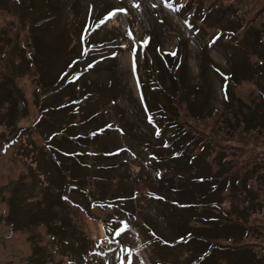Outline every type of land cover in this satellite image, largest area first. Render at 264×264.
Listing matches in <instances>:
<instances>
[{"label": "rangeland", "instance_id": "obj_1", "mask_svg": "<svg viewBox=\"0 0 264 264\" xmlns=\"http://www.w3.org/2000/svg\"><path fill=\"white\" fill-rule=\"evenodd\" d=\"M180 3L206 10L204 19L188 23L185 10L176 14V5L172 10L161 0H0V264H123L126 255L131 256V264H186L189 259L198 263L201 251L207 249L212 252L198 264H264V46L252 29L244 33L241 27L239 39L230 35L228 28L240 24L239 18L233 16L236 20L231 21L226 12L213 10L219 3L238 7L241 23L246 28L262 29L264 39V0ZM116 8L121 11L108 15ZM89 15L95 27L81 42L80 31ZM150 35L149 51L138 57L145 46H135L139 40L147 45ZM87 44L92 46L86 50V59L70 64ZM158 45L159 53L181 51L179 59L186 67L177 74L178 84L181 81L180 87L187 89L192 83L200 85L191 96L193 103L203 106L206 101L214 110V116L198 120L187 113L184 104H176L185 127L196 131L210 146L203 154L196 149L195 159L171 156L172 161L169 152L162 151L164 142L157 137L154 124L146 122L145 95H151L152 86L148 68ZM116 51L118 71L113 70L110 76L99 58ZM134 59L137 70L141 69L140 99ZM85 63L94 67L86 71L82 81L69 84L66 80L76 79V72L84 70ZM163 76L170 84L169 75ZM94 81L100 94L93 99L104 103L103 115L111 121L113 131L88 143L87 148L105 153L125 145L130 151L114 158L105 153L112 159L102 160L91 154L84 161L94 167L83 168L46 144L62 116L49 113L46 105L51 108L59 99L75 103L74 97L91 91ZM53 87L59 93L56 98L50 93ZM226 89L231 103L223 105ZM93 99L86 101L87 111ZM239 108L252 117L249 126L240 121ZM85 130L90 129H80ZM15 135L19 138L12 141ZM64 136H55L57 148L67 152L81 148L69 147L73 142ZM4 143L5 152L1 151ZM220 151L226 158H221ZM146 152L157 154L159 174L170 179L167 184L152 180L149 169L157 167L139 159ZM223 162H230L237 170L235 176L246 178L245 187L216 184L219 193L215 194L212 183L216 182L200 186L192 181L194 177L206 180L213 172L223 177ZM110 163H114L113 171H97ZM129 173L141 179L134 184L137 197L146 198L143 193L150 188L159 196H154L156 201H176L182 206L180 210L167 209L168 203L159 207L152 200L121 207L120 216L118 210L109 209L101 199L111 197L116 189L129 191ZM172 176L181 179L171 180ZM70 177L83 186L82 195L71 192ZM92 200L97 202L89 207ZM191 201L200 204L198 214L188 209ZM213 202L219 203L220 209L214 208L213 214L222 218L221 224L199 223L198 215L211 216L207 213ZM133 208L135 213H128ZM228 218L239 219L237 226L224 224ZM188 225H192V234L199 236L198 244L188 245L183 240L182 244L165 245V241L175 242ZM149 236L158 245H153ZM123 245L130 248L127 254L118 250ZM237 247L252 255L236 253L233 249ZM254 258L260 262L255 263Z\"/></svg>", "mask_w": 264, "mask_h": 264}, {"label": "trees", "instance_id": "obj_2", "mask_svg": "<svg viewBox=\"0 0 264 264\" xmlns=\"http://www.w3.org/2000/svg\"><path fill=\"white\" fill-rule=\"evenodd\" d=\"M172 2L174 3V6L176 5L177 9L174 11L177 14V10L179 9H183L185 10V19L188 22L191 19H199V17L204 19V15L206 14V10H203L201 8H196L194 7H190L189 3H186L183 5L180 3L181 0H172ZM181 7V8H180ZM175 9V8H174ZM173 10V9H172ZM213 10H220L223 12H226L228 17L231 18L232 20H236L234 17L237 16V18H239L238 22H240V24H237V26H235V28H228V32H230V35L236 36L238 39L240 38L239 36L241 35V33H238V30L242 27V29H244V33H246L247 30H253L255 32V35L257 36V40L258 42L264 46V39L261 38L262 35V29H256L255 27H245L244 23L242 24L241 22H243V20L241 19V16H238L237 14V10L238 7H234L233 5H229L227 7H224V5L222 4H215V7ZM244 15V12H243ZM234 16V17H233ZM93 17V15H92ZM95 19V18H94ZM244 19V17H243ZM96 20V19H95ZM91 21V20H90ZM190 23V21L188 22ZM219 33V32H218ZM221 34V33H220ZM122 40H120L121 42ZM151 35L150 38L147 40V45H145V47L143 48L142 51V55L145 54L146 52L149 51V45L151 44ZM100 43V42H99ZM92 45V44H91ZM139 49H141V47L137 46ZM81 51V50H80ZM112 55H108L107 54V58L102 59L104 64V67L107 68L108 70V74L111 76L113 70L118 71V67H117V54L115 53H111ZM84 55V53H83ZM180 56H183L181 51H179L178 49L175 50L174 52L171 53H156L155 51H152V59L150 60V64H149V68H148V72L151 74L150 82H152V86L151 88V95L150 96H146L145 92V102H146V115L149 117V120L151 123H153L154 125H156V129L157 131V137L161 138L163 145H164V149H162V151H166L169 152L168 156L169 158L174 161L175 159H173L171 156H175L176 158L182 157V156H186L188 158L192 157L193 159H195L197 157V154L194 153V151L196 149H200V153H206L208 148H210V146L208 145V143L206 141H204V139L201 136L197 135V132L194 131L192 128H186L183 121L180 119L179 117V113H178V106L177 105H182L184 104V107L187 111V113L192 117V118H196L198 120L203 119V118H209L211 115L214 116L213 112L214 110L212 108L209 107L210 104H207L206 101L203 103L204 105L202 106V103L199 106H196L193 102H195L192 97L195 96V93H197V90H200L201 87L200 85H197L196 83H192L190 84V88L187 89L186 87H180L179 83V77L180 75H177L178 72H180L183 67L185 66L184 64H182V59H179ZM78 59H80L78 62L81 61L82 57L79 56L77 57ZM144 62L147 64V59L144 60ZM77 63V62H76ZM165 67H164V66ZM94 67V65H91L90 68H88V71H90L92 68ZM186 67V66H185ZM138 70L140 71V66L138 68ZM80 72V75L76 76V79L70 78L67 79L66 81H68L69 84H74L77 80L82 81L83 78L82 76L85 74L82 71H78V73ZM166 73L169 75V79H170V84H167V82L164 80V76L163 74ZM77 74V73H76ZM126 74V79H127V73ZM110 78V77H108ZM95 83V81L93 82V84ZM110 84L112 83L111 81L109 82ZM109 84V85H110ZM104 85H106V82L104 83ZM179 85V93L176 92V86ZM95 84L93 85V88L91 91H85V92H81V96H77L76 98L74 97V99L76 100L75 103H70L69 101L66 102H62L60 99L58 100V104L54 105L51 103V108L46 105L48 107V112L53 114V113H58L61 114V118L58 119L53 126V132L50 133L47 138L49 139V141L46 143L49 147H51V149H53L54 151H56L57 154L60 153H64L67 157L68 160H72L74 161V163H78L79 166L83 167V168H91L94 167V165L84 161V158H88L91 154V157L94 158H99L98 160H102V158L104 159H112V158H106L107 154L105 153H112L117 151L116 153L109 155L108 157H121L123 155L128 154V152L130 151V147L129 146H119L118 148L112 150V151H108L105 152L102 151H97V150H89L88 147V143L93 142L95 140H97L98 138H101L105 135H107L108 133L112 132L113 128H112V123L111 121L108 119V117L104 114V103L102 102H95L97 100V98H94V95L99 96V90L98 89H94ZM108 87V86H107ZM114 87V86H113ZM111 87V88H113ZM109 88V87H108ZM105 89V88H104ZM107 90V89H106ZM193 90L194 93L192 92ZM50 93L55 96V98L58 96L59 93L55 92V89L53 87V89H50ZM56 94V95H55ZM156 94L157 98L155 99L154 95ZM176 94L178 96H176ZM159 95V96H158ZM192 96V97H191ZM47 98V97H46ZM91 99H93V104H90V109L89 111H87V103L86 101H90ZM112 101L115 102V100L113 99ZM229 101H231V97L228 95V89H226L225 91V96L222 97V102L221 104L226 105L227 103H229ZM116 103V102H115ZM231 103V102H230ZM229 103V104H230ZM177 104V105H176ZM228 104V105H229ZM84 107V111L82 110V108ZM86 108V109H85ZM262 108L264 109V103L262 104ZM229 110V109H227ZM143 112V110H141ZM217 111V109H216ZM230 112H232L233 114H238L235 111H233L232 109L229 110ZM47 112V113H48ZM239 113L241 115L240 117V121H244L245 124H247L249 126L250 123V119L252 118L251 116L248 117L247 115H245V113L242 112V109L239 108ZM78 117V118H77ZM75 118H77L76 120H74ZM40 121H38L39 123ZM248 122V123H247ZM239 124V122H238ZM243 124V125H245ZM87 128L89 127V131H80V129L82 127ZM116 127V126H115ZM253 128V127H252ZM60 132V133H59ZM73 133V134H71ZM58 134H64L66 138L71 139V142L73 143H69V147L72 148V146H78L81 148H76L73 149L70 152L64 151L62 149L57 148L54 145V138L56 135ZM15 138L14 140H17L19 137H16V135L13 137ZM5 144V143H4ZM85 146V148H84ZM214 149V147L212 148ZM222 154L221 158L224 159L226 158V156L223 154V151H220ZM152 156V157H151ZM157 154H152V153H145V155L143 156V158H139L141 159V161H148L150 163L151 166H156L157 169L156 170H150V174L152 176V180H155L157 182L163 181V183L165 182L166 184L169 182V180H167L166 175H162L159 174V170H161V168L159 167V165L161 164L160 161L157 160ZM125 162H127V160H125ZM130 163V162H129ZM112 164L114 163H110L108 164V167L106 168H98L97 171H99L100 173L103 174H107L111 171L114 170V167H112ZM117 166H123L121 165H117ZM223 167H225V171H222V173L224 174L223 177L219 178L218 177V172L216 173H212V175L208 176V178L206 180H203V178L201 177H194L192 178V181L199 184L201 186V184H207L210 182H216V183H212L213 185V189H212V193H219V190L216 186V184L220 185L222 184H228L230 186V184L233 186L235 183L237 185H241L245 187V183L246 178L244 176H235L237 170L234 169L231 165L230 162H223ZM168 169H170V167H168ZM93 171V168L91 170V172ZM133 173V172H132ZM175 178L181 179V177H175L172 176L171 180H174ZM195 178H201L199 180L195 179ZM128 179L131 182V188L129 189V191H121L116 189L112 194H110L111 197L105 199H101L102 202H104V204L108 207H110L109 209H113L117 211L118 215L120 216V208L121 207H126V205H133L134 204H140L143 201H155V203L157 202V205H161V206H165L166 203H168V208L171 211H176L180 210V208L182 206H178L176 204H179L178 202L175 201V203L173 202H166V201H161L158 200L156 201L154 196H157L159 198V196L154 192L151 191L149 188L148 192H144L143 196H145L146 198L141 199L142 196L137 197V193L134 192V188H135V183L138 180H141L138 176L137 179H135L134 177L131 176V174L129 173L128 175ZM70 185L69 187L72 188L71 192H73L75 195H82L81 191L83 189V186L78 182V180H72V178L70 177ZM70 188V189H71ZM88 195L91 196L90 192L88 191ZM84 197V196H82ZM96 200H92L89 202L88 206H92L96 203ZM160 207V206H159ZM200 204L195 203V202H189L188 203V209L196 212L198 214V212H200ZM215 209H220L219 203L218 202H213L209 209H208V215L209 216H202V215H198V219L197 221L203 225H210V224H221V219L218 218V215L213 214V212H215ZM130 214H134L135 213V208L130 209L129 212ZM226 217H228L226 215ZM129 219L126 220V222L129 223L128 221ZM239 219H235V218H228L224 221V224H231L229 225L230 227H236L237 226V222ZM242 220V219H241ZM242 227L241 229H243L244 226V221H242ZM131 224V223H129ZM223 224V225H224ZM132 227V225H131ZM192 227V225H188L185 226L183 228L184 233L178 235L177 240L172 243H170L169 241H165V245L168 247H171L174 243L176 242H180V244H182L181 242L183 240H185V243L188 245H192L193 243H195L196 241H198L200 238L199 236H196L195 234L193 235L192 230H189ZM200 227V226H199ZM241 236V235H240ZM150 237V241L153 245H158V242L151 236ZM227 238H229L231 241L236 242V239L234 238V236L232 235H228ZM191 239V242H189ZM67 243V242H66ZM76 243V241H73L72 245H74ZM198 244V243H195ZM165 247V246H163ZM78 248V247H76ZM81 251L79 253V255L81 254L82 256V250L83 247L80 246ZM219 248H223L222 246H220ZM236 253L241 254V252H243L244 255L246 256H250L252 255L250 252L247 251L246 248H238L237 249H233ZM230 251V250H228ZM233 251V252H234ZM212 252V250L207 249L206 251H201V254L199 255V257L197 258V262L199 263L200 261L204 260L208 255H210V253ZM254 262L258 263L260 262L259 258H254ZM196 263L194 260H188L186 262V264H198ZM33 264V263H31Z\"/></svg>", "mask_w": 264, "mask_h": 264}, {"label": "clouds", "instance_id": "obj_3", "mask_svg": "<svg viewBox=\"0 0 264 264\" xmlns=\"http://www.w3.org/2000/svg\"><path fill=\"white\" fill-rule=\"evenodd\" d=\"M18 135V134H17ZM17 135H16V137H17Z\"/></svg>", "mask_w": 264, "mask_h": 264}]
</instances>
